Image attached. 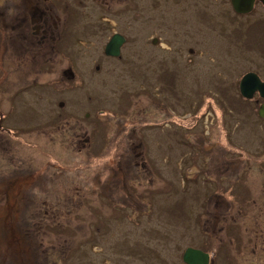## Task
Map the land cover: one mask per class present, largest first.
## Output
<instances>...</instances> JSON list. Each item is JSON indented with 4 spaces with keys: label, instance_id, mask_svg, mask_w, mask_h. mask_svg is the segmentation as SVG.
I'll list each match as a JSON object with an SVG mask.
<instances>
[{
    "label": "rangeland",
    "instance_id": "rangeland-1",
    "mask_svg": "<svg viewBox=\"0 0 264 264\" xmlns=\"http://www.w3.org/2000/svg\"><path fill=\"white\" fill-rule=\"evenodd\" d=\"M125 6L96 35L87 20L99 19L100 8L85 9L94 19L79 13L72 34L79 50L52 53L59 60L48 67L47 91L32 94V168L47 158L61 164L49 171L61 170L65 180L52 195L31 189L28 196L35 211L48 203V222L61 221L51 228L61 235L50 236L55 241L41 257L48 264H187L183 253L192 247L212 252L209 264H250L249 243L229 234L235 226L228 220L238 219L234 191L264 192V118L257 113L264 98L239 90L247 72L264 80V7L245 15L230 0ZM114 32L126 39L120 57L103 50ZM95 121L102 125L96 132ZM89 131L87 153L77 138ZM129 151L140 152L144 173L136 177L132 160L129 176L118 163ZM249 205L238 219L245 228L255 225ZM257 209L264 227V206Z\"/></svg>",
    "mask_w": 264,
    "mask_h": 264
},
{
    "label": "flooded vegetation",
    "instance_id": "flooded-vegetation-1",
    "mask_svg": "<svg viewBox=\"0 0 264 264\" xmlns=\"http://www.w3.org/2000/svg\"><path fill=\"white\" fill-rule=\"evenodd\" d=\"M126 3L127 0H0V264H48V258L41 257L42 253L49 249L47 242L50 238L55 241L52 237L61 235L59 232L51 231L52 227L58 229L61 221L48 222V203L40 204L35 211L36 202L28 200L31 189L33 193L40 189L45 193L50 190L52 195L58 191L55 188L59 184L64 188L61 184L65 181L61 170L49 171V166L58 168L61 164L50 163V160L46 158L39 168H32L31 165L33 161L31 97L33 92L43 96L47 91V80L44 78L47 76L48 67L54 61L59 60V58L56 60L50 58V55L53 53L54 56H61L66 51L79 50L80 41H75L72 35L77 28L76 19L79 13L86 12L90 14L87 17L91 16L94 19L96 17L92 14L94 10L86 11L85 9H92L94 6L100 8L99 19L87 20L88 23L93 22L94 35H96L111 28L113 16L109 13L117 16L126 9ZM256 4L262 5L259 0L255 1ZM248 14L250 13L245 15ZM115 34H120V32H114L111 35L103 45L104 52ZM125 40L124 38V42ZM156 40L157 38L154 39ZM124 42L120 46V55H106L120 57ZM68 70L70 77L75 78L71 68ZM42 111L47 114L46 108H42ZM44 119L45 116L41 127L42 132L46 134L48 126ZM99 122L95 121L93 131H96ZM80 129H75L77 131H74V134L81 132ZM91 136L93 134L89 131L86 139L77 138L80 151L87 150L88 153L91 150L92 142L94 144V138ZM113 138L116 139V137ZM95 142L97 143L96 137ZM88 146L90 147L86 148ZM144 156L146 157L145 152ZM139 157L140 152L122 153L120 162L118 161L121 170L129 176L134 169L129 167L132 160L136 166L134 176L144 173L143 170L137 171V165L142 164L137 160ZM56 161L55 163H60L59 160ZM237 161H235L236 174L243 170L242 165L244 164L241 160L242 165H237ZM257 162V160L254 161V163ZM38 171H42L41 174L38 175ZM35 180L37 181L33 185ZM125 180L126 183L127 178ZM125 183L122 182L120 185H124L123 189ZM234 195L235 198L245 196L236 191ZM251 195L248 196V203L254 211L251 217H253L255 228L253 224L245 228L246 224L239 222L238 219H246L244 217L248 215L243 203L238 200L235 207L238 209V219L233 218L228 222L230 221V225L239 228L235 233L239 242L241 239L249 243L250 264H264V227L261 226L259 217H257L259 214L257 208L264 206V192L260 191L257 195L253 193ZM1 199L4 201L1 202ZM19 216L21 218L16 219ZM258 216L261 217V213ZM30 224L34 226L33 235L29 231ZM39 229L41 232H38ZM244 230L246 239L243 235ZM247 230L250 233L249 236ZM259 231H261V239H259ZM57 252L59 255L58 250ZM56 262L57 260L53 264Z\"/></svg>",
    "mask_w": 264,
    "mask_h": 264
},
{
    "label": "water",
    "instance_id": "water-1",
    "mask_svg": "<svg viewBox=\"0 0 264 264\" xmlns=\"http://www.w3.org/2000/svg\"><path fill=\"white\" fill-rule=\"evenodd\" d=\"M256 0H231L233 8L239 13H248L253 10ZM264 4V0H261ZM124 38L115 34L107 44L105 52L109 55H119L120 46ZM241 94L246 98H253L256 91L264 98V80L253 71L247 72L239 82ZM259 115L264 117V102L259 108ZM183 260L187 264H209L210 254L197 248H186L183 253Z\"/></svg>",
    "mask_w": 264,
    "mask_h": 264
},
{
    "label": "trees",
    "instance_id": "trees-1",
    "mask_svg": "<svg viewBox=\"0 0 264 264\" xmlns=\"http://www.w3.org/2000/svg\"><path fill=\"white\" fill-rule=\"evenodd\" d=\"M99 124V126L100 127H102V125H101V123L99 122L98 123ZM96 130H97V128H96ZM110 131H111V129L109 130V131H107V133H108V135H109V133H110ZM96 132V131H95ZM99 133V131H97V134ZM96 134V135H97ZM105 136H106V134H105ZM105 136H104V138H103V141H104V139H105ZM109 139H111V138H109V137H107V139H106V141H110ZM241 196H239V198H238V202H240V203H243V205H245V204H247L248 203V200H249V198H248V196H247V194L244 196V197H241ZM248 205H249V203H248ZM250 206V205H249ZM238 227H233L230 231H229V234L231 235V236H233V238H235V233H237V231H238Z\"/></svg>",
    "mask_w": 264,
    "mask_h": 264
}]
</instances>
